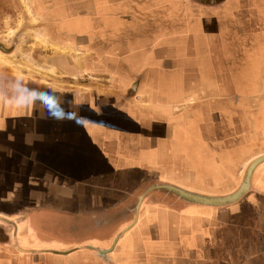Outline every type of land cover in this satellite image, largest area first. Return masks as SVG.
Here are the masks:
<instances>
[{"label":"crops","instance_id":"obj_1","mask_svg":"<svg viewBox=\"0 0 264 264\" xmlns=\"http://www.w3.org/2000/svg\"><path fill=\"white\" fill-rule=\"evenodd\" d=\"M109 4L62 87L0 63V264H264V0Z\"/></svg>","mask_w":264,"mask_h":264},{"label":"rangeland","instance_id":"obj_2","mask_svg":"<svg viewBox=\"0 0 264 264\" xmlns=\"http://www.w3.org/2000/svg\"><path fill=\"white\" fill-rule=\"evenodd\" d=\"M84 11L86 14L82 15ZM141 12H135L138 21ZM152 12H156V9H152ZM119 15V10L110 9L109 0H0V63L14 64V67L27 70L30 76H34V73L29 70H44L46 72H38L36 76L45 78L51 74L52 81L62 87L65 82L60 85L55 79L60 80L63 75L60 71L56 73L52 65L65 66L66 61L73 65L78 63L77 57L82 54V47H77L74 36L84 26L83 21L78 19H113V16L118 19ZM137 20L132 21L133 24H137ZM105 63L107 61H102V64ZM97 76L104 75L85 74L79 78L65 77L64 80L68 81V87L100 84L101 89H105L108 81Z\"/></svg>","mask_w":264,"mask_h":264},{"label":"water","instance_id":"obj_3","mask_svg":"<svg viewBox=\"0 0 264 264\" xmlns=\"http://www.w3.org/2000/svg\"><path fill=\"white\" fill-rule=\"evenodd\" d=\"M258 160H256L254 162V164ZM254 164L252 165V167L254 166ZM252 167L249 170L248 175H247L243 185L240 187V189L236 193H234V194H232L230 196H227V197H206L204 195H200V194H197V193H192V192H189V191H187L185 189H181L179 187H176V186H173V185H169V184H163V185H160V186H157V187L158 188H163V189H168L170 191L178 193L180 196H182L183 198H185L186 200L191 201V202H199V203L214 204V205L226 204V203H230L232 201H235L236 199L239 198V195H241L244 191L247 190L248 185H249L250 173H251L250 171L252 170Z\"/></svg>","mask_w":264,"mask_h":264}]
</instances>
